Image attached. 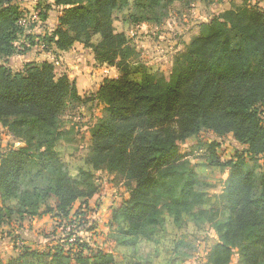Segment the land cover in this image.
I'll list each match as a JSON object with an SVG mask.
<instances>
[{
    "label": "trees",
    "instance_id": "obj_1",
    "mask_svg": "<svg viewBox=\"0 0 264 264\" xmlns=\"http://www.w3.org/2000/svg\"><path fill=\"white\" fill-rule=\"evenodd\" d=\"M22 1L0 0V130L25 145L0 153V228L16 217L44 215L74 224V204L87 206L98 190L95 173L106 171L126 187L127 198L112 215L110 237L129 255L116 260L112 253L76 242L71 250L62 244L45 251L21 247L16 258L0 264H67L71 259L73 264H141L128 242L148 241L165 230L168 220L183 217L202 220L216 235L207 264H230L235 255L239 264H264V181L257 191L255 175L245 166L264 157V11L240 0L199 24L198 35L163 74L143 64L133 68L136 49L114 30L112 14L129 0H38L44 3L41 21L49 11H59L53 30L38 43L57 52L81 44L96 65L119 74L92 93L103 117L90 127L88 154L73 175L54 147L74 143L75 125L63 114L89 100L83 101L66 74L57 77L51 62L27 63L17 72L6 65L31 41L22 24L27 14L20 9ZM175 1L140 0V5L164 9ZM202 136L211 156L222 142L242 147L235 158L222 164L215 160L229 170L223 221L214 219L190 153L180 148ZM36 139L37 149L46 146L37 157L57 162V168L54 181L30 195L21 192V176L27 160L35 157Z\"/></svg>",
    "mask_w": 264,
    "mask_h": 264
},
{
    "label": "rangeland",
    "instance_id": "obj_2",
    "mask_svg": "<svg viewBox=\"0 0 264 264\" xmlns=\"http://www.w3.org/2000/svg\"><path fill=\"white\" fill-rule=\"evenodd\" d=\"M129 1L125 5L121 2V9L112 14L114 30L131 39L137 52V57L131 61L133 68L143 64L149 72L163 74L170 72L173 57L183 52L186 45L198 35L199 24L208 22L212 17L231 8L232 4L240 3V0H176L164 9L149 10L143 3L140 5V0ZM251 5H256L264 11V0H251ZM43 7V1L38 0H23L20 3V9L27 12L22 24L27 29L25 32L29 34L31 41L28 45L25 44L27 49L24 53L12 57L6 65L13 72H17L27 63L51 62L56 76L66 74L70 80L74 79L83 101L89 100L77 109L67 108L63 114L64 121L75 125L74 143H60L58 147H54L61 161L67 164L75 175L78 162L88 154L89 129L96 119L103 117L101 107H94L92 104V93L104 79L117 78L119 74L115 68L101 69L90 65L92 59L89 50L84 49L81 44H74L76 48H71L68 56H65L56 54L50 46L43 47V43H38L37 39L40 40L53 30L56 20L51 16L59 13L58 10H51L48 12V18L41 21L38 13ZM134 72L136 74H133V78H136L138 71L134 69ZM72 73L77 76L70 78L69 74ZM206 141L207 138L202 136L198 139L201 146L194 141L180 148L183 153H190L187 158L196 166L198 181L207 192L211 208L215 211L214 219L223 221L227 217V210L222 194L229 170L217 167L215 160L222 164L235 158L237 153L240 154L242 147L222 142L215 155L211 156L204 150ZM36 143L37 139L31 149L35 157L27 160L21 176V192L30 195L33 188H41L53 182L57 168V162L42 161L37 157L46 146L37 149ZM23 146L25 147L24 143L12 138L5 130H0V153ZM245 166L254 173L258 191L264 181V157L256 162H247ZM113 176L106 171L95 173L97 193L88 201L86 207L81 208L78 202L74 204L71 212V216L74 213L77 215L74 224L44 215L24 217L22 220L16 217L2 226L0 260L7 262L16 258L21 252V247L45 251L62 244L71 250L77 243L88 244L93 252L112 253L116 260H120L124 254L128 256V251L115 248L116 240L110 237L113 232L110 228L113 212L127 198L125 185L116 182ZM188 219L183 217L178 222L168 220L165 230L150 240L134 239L128 242L135 260L141 264H207L206 256L216 243L217 237L209 224L202 220L194 222ZM83 254L87 255L88 251ZM67 264H73L72 259ZM230 264H239L236 255Z\"/></svg>",
    "mask_w": 264,
    "mask_h": 264
},
{
    "label": "crops",
    "instance_id": "obj_3",
    "mask_svg": "<svg viewBox=\"0 0 264 264\" xmlns=\"http://www.w3.org/2000/svg\"><path fill=\"white\" fill-rule=\"evenodd\" d=\"M228 9H230V8H228ZM228 9H226V10H228ZM53 10H56V9H53ZM49 14V13H48ZM59 16V13L57 12L56 13V15L55 16H51L53 19H57V17ZM76 48V46L74 45L73 47H72V49H75ZM71 50V49H70ZM70 50L68 51V52H57L56 51V54L57 53H59L58 55H65V56H68V54L70 53ZM89 53H90V55H91V63H90V65H92V66H94V67H98V68H105L106 66H98V65H96V63H95V61H94V59H93V57H92V54H91V52L89 51ZM108 68H110V69H113L112 67H108ZM105 70V69H104ZM71 71H74V70H71ZM105 71H108V70H105ZM70 75V78L71 77H76L77 76V74H69ZM75 75V76H74ZM86 78V77H85ZM73 79V78H72ZM77 79V78H76ZM83 79H84V77H82L81 78V80L83 81ZM87 79V78H86ZM74 80V79H73ZM88 80V79H87ZM75 81V80H74ZM81 81V82H82ZM89 81V80H88ZM76 82V81H75ZM99 86V85H98ZM77 87V89H78V86H76ZM79 90V89H78ZM80 95V94H79ZM82 97V96H81Z\"/></svg>",
    "mask_w": 264,
    "mask_h": 264
}]
</instances>
